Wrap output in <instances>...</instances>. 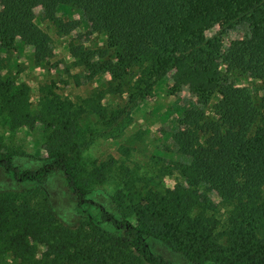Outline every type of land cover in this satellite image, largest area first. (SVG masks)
Instances as JSON below:
<instances>
[{"label":"trees","instance_id":"16d2710c","mask_svg":"<svg viewBox=\"0 0 264 264\" xmlns=\"http://www.w3.org/2000/svg\"><path fill=\"white\" fill-rule=\"evenodd\" d=\"M60 7L105 40L104 48L69 46L71 59L89 79L107 74L101 90L125 101L107 112L101 91L76 102L45 83L32 110L28 87L0 77V122L11 130L38 124L46 153L38 168L21 170L15 152L0 151L5 174L36 186L0 192V264H172L148 239L187 264H264V0H0V54L26 45L37 66L47 65L52 38L40 21L61 36L75 29L60 19ZM241 24L248 35L225 46L223 35ZM169 76V95L185 86L199 104L177 108L168 136L183 159L174 163L182 182L173 189L140 177L120 184L112 158L83 157L94 139L80 127L84 115L119 126ZM53 171L79 210L95 205L98 218L81 210L72 226L57 221L39 187ZM110 177L116 190L105 209L87 195Z\"/></svg>","mask_w":264,"mask_h":264},{"label":"rangeland","instance_id":"374dc122","mask_svg":"<svg viewBox=\"0 0 264 264\" xmlns=\"http://www.w3.org/2000/svg\"><path fill=\"white\" fill-rule=\"evenodd\" d=\"M65 9L67 8L58 9L60 19L75 26V29L66 36L56 33V28L46 21H40V28L52 38V58L48 60L47 65H36L30 47L16 46L12 51L0 54V77L16 78L18 82L28 87L32 110H36L39 88L45 83H53L55 92L61 98L76 102L90 96L97 100L101 91L103 95L100 104L105 106L107 112L110 111L108 109L121 108L125 101L124 96L109 95L101 90L110 81L107 74H103L100 78L94 76L87 78L89 76L87 68L76 64L69 53L72 45L80 46L84 50L104 48V37L89 34L87 25L77 12L61 15ZM36 23H39L38 19ZM216 29L217 27H214L209 33H214ZM248 31V28L241 24L236 29L226 32L223 35L224 45L227 46L232 40L245 38ZM229 77L235 85L253 87L250 80ZM169 78L170 76L156 86L153 95L131 111L129 117L125 116L124 122L119 126L110 128L106 118L105 121L99 122L97 116L84 115L85 119L82 120L80 127L82 130L91 129L94 132V139L84 151L83 157L97 162L112 158L116 166L113 176L122 178L120 184L137 177L147 182L150 180L149 186L156 189H173L175 184L181 183L180 174L174 163L183 159L177 154L168 136L176 126V119L179 118L177 108L184 105L189 107L198 102L185 86L169 95L172 85ZM215 99L214 97L211 102L216 101ZM1 150L15 152L17 156L14 157L13 162L21 170L38 168L42 164L38 158L46 156L41 127L36 124L32 128L21 127L18 130H11L8 125L0 122ZM111 178L114 177H110L102 186H95L87 195L88 199L105 209L110 208L108 195L116 190V181ZM35 187L32 184L17 182L0 168V192H9L13 195ZM39 187L44 190L53 214L62 225H74L81 210H86L93 218H98L99 208L95 205H86L79 210L69 196L61 172H51ZM214 201L218 202L217 198H214ZM224 211V205L219 203L218 215L222 216ZM148 242L153 253L161 255L172 264H187L178 254L161 243L152 239H148Z\"/></svg>","mask_w":264,"mask_h":264}]
</instances>
